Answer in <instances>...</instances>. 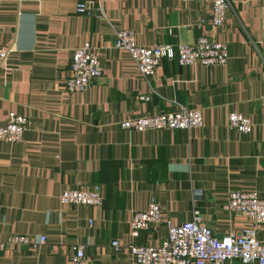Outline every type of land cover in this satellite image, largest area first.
Masks as SVG:
<instances>
[{"label":"crops","instance_id":"0c3cea01","mask_svg":"<svg viewBox=\"0 0 264 264\" xmlns=\"http://www.w3.org/2000/svg\"><path fill=\"white\" fill-rule=\"evenodd\" d=\"M77 1L86 15L74 14ZM227 3L224 24L212 29L209 0H0V47L12 46L0 66V125L14 113L27 127L18 143L0 142V242L44 238L34 249L0 251V264H69L70 244L91 264H134L128 223L151 197L172 226L193 211L216 238L247 224L220 206L228 191L264 192V0ZM198 20L202 35L225 44V64L161 60L148 83L153 94L138 102L147 87L126 53L112 50L113 30H131L141 47L173 49L194 42ZM84 44L102 75L88 90L67 93L70 52ZM175 105L200 109L202 125L140 133L117 125ZM233 113L249 121L248 134L226 130ZM93 186L99 206L58 202L62 191ZM163 237L162 227L152 228L134 243L152 247ZM258 240L264 244V226Z\"/></svg>","mask_w":264,"mask_h":264},{"label":"built area","instance_id":"2783aa9c","mask_svg":"<svg viewBox=\"0 0 264 264\" xmlns=\"http://www.w3.org/2000/svg\"><path fill=\"white\" fill-rule=\"evenodd\" d=\"M201 0H180L196 4ZM210 9L206 20L210 28L221 27L224 24V14L228 10L227 0H209ZM74 14L84 16L89 7L77 1ZM205 21L198 20L193 28L199 31L192 44H176L172 49L169 45L149 47L138 46L131 30H113L111 48L126 53L131 59L138 79L147 87V92L136 97V100L146 104L153 90L148 88L149 80L161 60L175 59L177 65L202 67L222 66L227 61L226 46L212 41L201 34ZM12 52L11 47H0V66ZM68 76L63 80L62 89L67 93H80L88 90L102 75L99 61L88 44L73 49L69 55ZM175 109L160 114H146L118 122L121 130L126 132H149L158 130H189L202 125V113L197 109H189L175 105ZM225 128L228 131L246 135L250 132L251 124L237 114L225 117ZM26 120L14 113L6 116L0 125V142L18 143L26 130ZM60 205L99 206L101 196L97 187L89 190H66L59 193ZM227 214L241 216L246 225L236 232L216 238L213 232L204 224L198 212L193 211L185 224L169 225L161 220V210L154 198L151 197L142 212L131 215L129 226L128 246L131 260L134 264H264V244L258 240V234L264 226V192L228 191L225 201L220 206ZM89 224V222H88ZM164 229V237L154 246L134 243L141 232L155 228ZM44 243L43 237L10 236L0 242V251L27 247L34 249ZM113 251L118 250V244L111 241ZM69 264H91L83 254V248L70 244L68 249Z\"/></svg>","mask_w":264,"mask_h":264}]
</instances>
